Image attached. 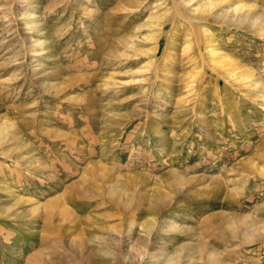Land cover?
<instances>
[{"label":"rangeland","instance_id":"obj_1","mask_svg":"<svg viewBox=\"0 0 264 264\" xmlns=\"http://www.w3.org/2000/svg\"><path fill=\"white\" fill-rule=\"evenodd\" d=\"M181 1L0 0V264H264V0Z\"/></svg>","mask_w":264,"mask_h":264},{"label":"bare ground","instance_id":"obj_2","mask_svg":"<svg viewBox=\"0 0 264 264\" xmlns=\"http://www.w3.org/2000/svg\"><path fill=\"white\" fill-rule=\"evenodd\" d=\"M189 1L191 0H187V1H181L182 3L184 4H187ZM223 0H221L222 2ZM215 2L216 0H203L201 1V3L196 7L195 11L197 10V12L199 13H207L210 8L215 5ZM236 8L233 9V11H235ZM238 10V9H237ZM191 12L194 13V11L192 10ZM225 17L227 16V12H224L222 13V15H215V17ZM29 18V17H28ZM258 19V18H257ZM158 20V19H157ZM220 20V19H219ZM236 23H242L243 22V17H240L239 19H235ZM148 23V22H147ZM150 25V24H149ZM144 26V25H143ZM36 28V27H35ZM216 49L215 48H211L209 50V55L212 57H214L216 55ZM251 72V71H250ZM2 126V125H1ZM0 126V127H1ZM3 128V127H2ZM1 134V133H0ZM112 191V190H110ZM36 208V207H35ZM8 210V209H7ZM10 210V209H9ZM252 221V224L251 225H248V227L245 228L244 232H241L240 234L242 235V240L245 242V243H253V240L251 239V233L249 234V232L251 231H255L257 230L258 228L256 227V222ZM259 223V222H258ZM167 229L169 228V231H172L174 230V228L172 226H168L166 227ZM257 228V229H256ZM253 229V230H252ZM261 229V228H260ZM114 231V230H113ZM239 231V230H238ZM116 232V230L114 231ZM236 232V231H235ZM118 233V232H116ZM254 234V233H253ZM252 234V235H253ZM116 235V234H115ZM249 235V237H248ZM118 236V235H117ZM240 236V235H239ZM255 236V235H254ZM111 236H109L108 238H110ZM248 237V238H247ZM104 238V237H102ZM106 238V237H105ZM104 238V239H105ZM107 238V239H108ZM112 238V237H111ZM110 238V239H111ZM261 239V238H260ZM94 240V239H93ZM109 240V239H108ZM107 240V241H108ZM104 242V241H103ZM107 247L106 248H110L109 250L107 249V253L108 256H113V258L118 262V261H123L125 264H143V263H146V264H155V263H158V264H196L195 260H194V253H195V250L193 249L192 250H188V252H186V248L188 249L187 245L186 247H181L182 249L181 250H178V251H173V252H170V253H167V252H160L158 254H149V252L140 249L137 247H134V246H131L129 249H128V254L124 255L123 254V251H122V247L120 246V244L122 245V241H120V239H111L110 241H108L107 243ZM105 244V245H106ZM111 244H112V248H111ZM99 245V244H98ZM101 245V243H100ZM148 244H145L143 241L142 243L139 242V247H142L143 249H145V247L147 246ZM191 248V247H190ZM189 248V249H190ZM95 249V248H94ZM94 251V250H93ZM191 251V252H190ZM203 251V250H202ZM104 253V252H103ZM100 254V253H98ZM207 254V263L208 264H226L222 261H218V257H217V253L214 252V251H207L206 252ZM108 258V257H107ZM111 258V257H110ZM121 258V260H120ZM37 259V258H36ZM35 258H32V256L30 257V260H29V263L28 264H40V262L38 261V259L36 260ZM104 259V258H103ZM106 260V259H105ZM107 260L110 261V259L108 258ZM148 260V261H146ZM113 261V260H111ZM146 261V262H145ZM44 262V261H43ZM42 262V264H43ZM100 262V261H99ZM104 262V260H103ZM106 262V261H105ZM217 262V263H216ZM45 263V262H44ZM108 263V262H106ZM114 263V262H113ZM116 263V262H115ZM48 264V263H47Z\"/></svg>","mask_w":264,"mask_h":264}]
</instances>
